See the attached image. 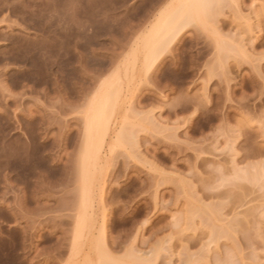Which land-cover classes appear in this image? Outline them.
<instances>
[{
    "label": "rangeland",
    "instance_id": "374dc122",
    "mask_svg": "<svg viewBox=\"0 0 264 264\" xmlns=\"http://www.w3.org/2000/svg\"><path fill=\"white\" fill-rule=\"evenodd\" d=\"M215 1L146 69L170 0H0V264H264V0Z\"/></svg>",
    "mask_w": 264,
    "mask_h": 264
},
{
    "label": "bare ground",
    "instance_id": "6f19581e",
    "mask_svg": "<svg viewBox=\"0 0 264 264\" xmlns=\"http://www.w3.org/2000/svg\"><path fill=\"white\" fill-rule=\"evenodd\" d=\"M214 1L215 0H170V2H168L166 5H163L164 8L162 7L163 8V9H161L162 11L160 10L159 11L160 13H158L159 15L157 14L159 17L156 16L157 19H155V20H157V22H155V27L152 30L151 35L145 34V36L142 37L143 41L141 40L143 43H141V41H140V44L142 45V47L140 46L141 47L140 50H141V53H143L142 54L143 57L141 59V64L143 65V67H146V69H148V67L151 68L154 61L155 60L157 61L158 60L157 58H159L162 55V53H165L166 50L162 52L164 47L166 48V46H169L171 43H173V40L176 39L175 37L179 33H181L183 28H185V26L186 27L189 26V25L187 26V24L190 23V25H191V24H193V22L197 23L196 21H197L198 15L201 16L200 14L197 15V13H199L198 12L199 8L202 7L203 9L206 8V10H209V9H207V7L208 6L210 7L211 4H214L216 2V1L215 2ZM202 8H200V9L202 10ZM201 18L202 17H200V19H198V20L200 21ZM167 48H169V47H167ZM146 69H145V72H148V71H146ZM112 82H114V81H112ZM114 83H116V82H114ZM117 85H120V84L117 83ZM117 85L113 84V86H111V87L108 86V87L113 88V87H116ZM118 89L119 88L113 89V90L108 89L106 92L99 95L96 98L91 110H89L84 117V149H81L84 151V153H83V159L81 162L82 168L80 170L81 176L84 179V181L86 182V185L84 187V192H83V195H84V203L83 204L84 205H82L83 208H82V213H81L83 218H84V214H85L86 210L90 209V211H91V208L94 207L93 206V200L94 199L91 200L89 198V193H92V190L90 191V189H88L89 188L88 184H87V183H89V182H87L89 180V176H88L89 172L88 171H89V168L91 167V165L93 166L96 163V160L98 161V159L100 157L99 155H101V150H102L101 148L103 146L102 143L104 141V137L106 135V132L108 133L107 129L108 128L110 129V127L113 125V123L111 121V118L113 119L115 117V115H113V112L115 110L114 113L116 114V107L118 109V106L120 105L119 104L120 101L118 102V100H119L120 96H121V99L124 96V95H122L124 93L121 92V89L120 90H118ZM119 93L120 94L122 93V94L119 96ZM116 102L118 104H116ZM115 104L118 106H115ZM114 106H115V109L113 110ZM113 122H115V121L113 120ZM109 123L112 124L110 127H109V125H110ZM119 131H120V135H118L116 133L117 139H120L119 137L122 136V134H123L122 129H119ZM121 132H122V134H121ZM81 148H83V147H81ZM81 153H82V151H81ZM88 190L90 192H88ZM90 195L92 196L93 194H90ZM98 198L99 199H98L96 205H97V207L102 208L103 203H102L101 197L99 196ZM95 208H96V206H95ZM101 212H103V211L101 210ZM103 218L101 217V221H100L102 230H103V226L105 225ZM83 221L82 220L77 221L78 222L76 224L77 227L75 228V232H76L75 235L76 236H79L81 233V227L83 225ZM102 230H101V232H103ZM99 258L98 259L100 260V262H98V263H100V264L112 263L110 261L108 262L106 257L103 255L100 256Z\"/></svg>",
    "mask_w": 264,
    "mask_h": 264
}]
</instances>
